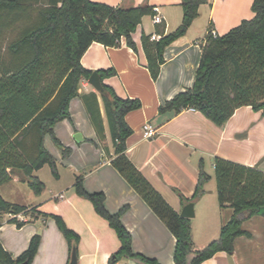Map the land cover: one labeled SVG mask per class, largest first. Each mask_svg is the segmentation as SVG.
I'll list each match as a JSON object with an SVG mask.
<instances>
[{
    "label": "trees",
    "instance_id": "obj_1",
    "mask_svg": "<svg viewBox=\"0 0 264 264\" xmlns=\"http://www.w3.org/2000/svg\"><path fill=\"white\" fill-rule=\"evenodd\" d=\"M0 0V186L14 178L17 170L36 194L44 190V182L35 171L46 164L58 176L56 159L45 145L51 135L69 156L72 148L63 145L55 135V126L71 120V101L80 96L84 80L93 70L82 64V57L93 42L119 46L124 38L137 51L133 34L146 15H154L153 6H113L93 0ZM210 0H181L183 20L173 32H162L159 39L142 34V46L147 67L154 80L165 61L164 52L177 38L188 31L199 15V8ZM255 15L223 35L209 28L207 42L193 85L161 104L159 114L177 115L194 108L215 124L224 125L242 106H252L264 113V0H254ZM104 87L101 93L107 123L114 147V167L143 197L176 237L175 264H202L219 251L233 254L235 240L250 236L243 222L264 212V171L220 156L214 159L219 204L233 212L220 229L218 238L201 249L194 247L191 219L181 216L161 192L136 167L126 154L127 139L133 129L126 116L142 107L140 99L122 98L113 87L104 83L116 74L114 69L98 70ZM88 115L98 138H106L105 120L98 94L82 95ZM109 151V147H107ZM210 175L200 164V174L194 195L184 203L193 202L205 192ZM76 193L92 202L97 213L116 231L121 247L109 260L116 264L123 258L139 264H161L156 258L136 253L132 233L121 216L128 208L110 212L104 192L86 190L83 177L77 176ZM27 206L9 202L0 193V214H19ZM66 237L70 252L80 235L70 228L62 216L51 214ZM14 220V219H13ZM19 226L22 222L17 223ZM41 243L36 233L28 248L16 259L0 244V264H31Z\"/></svg>",
    "mask_w": 264,
    "mask_h": 264
},
{
    "label": "crops",
    "instance_id": "obj_2",
    "mask_svg": "<svg viewBox=\"0 0 264 264\" xmlns=\"http://www.w3.org/2000/svg\"><path fill=\"white\" fill-rule=\"evenodd\" d=\"M93 1L113 6L151 5L160 8L164 19L161 23H154L153 15H146L133 34L137 51L126 40H122L119 46L93 42L81 61L84 67L93 71L116 70V74L106 77L104 83L113 87L122 98L141 100L142 107L126 116L133 129L127 139L126 154L180 214L188 204L181 200L180 193L186 198L194 195L200 164H203L210 181L195 202L196 205L197 201L201 202L206 212L203 211L202 222L195 223L196 210L195 216L190 218L194 247L201 249L220 234L222 224L233 212L229 206L222 208L217 201V184L215 190L209 188L212 180L216 182V179L215 172L212 174L207 165L210 164L214 171V159L220 156L244 165L258 166L264 171V113L250 105L242 106L224 125L219 126L194 108L172 116L160 115L159 107L193 85L209 28H213L215 34L223 35L243 19L253 18L254 0H210L202 4L198 17L186 34L166 47L165 61L157 80L152 78L147 67L142 34L161 36L162 32L167 34L176 30L183 20L181 0ZM146 17L150 20L147 21ZM82 85L86 89H80V96L71 101V120L65 119L55 126L56 136L73 149L67 158L59 152L53 153L69 174L68 183H52L41 194H36L16 170L14 178L0 186V193L9 202L27 206V210L19 214H0V244L16 259L28 248L31 238L39 233L40 247L31 264H69V243L56 220L49 216L58 214L80 235L78 264H109L121 242L92 202L76 193V178L82 176L87 191L105 193V205L110 212L117 213L128 205L121 219L132 233L134 252L156 258L161 264H175L176 237L112 164L115 153L101 93L89 80H84ZM92 91L98 94L105 120L104 140L98 138L82 100L83 94ZM146 123L157 129L155 137H144ZM78 132L82 139H76ZM62 177L60 172V179ZM220 210L224 212V220L218 218ZM18 222L22 225L19 226ZM242 226L250 236L236 238L233 254L219 251L202 264H264V212L244 221ZM116 264L139 263L123 258Z\"/></svg>",
    "mask_w": 264,
    "mask_h": 264
},
{
    "label": "rangeland",
    "instance_id": "obj_3",
    "mask_svg": "<svg viewBox=\"0 0 264 264\" xmlns=\"http://www.w3.org/2000/svg\"><path fill=\"white\" fill-rule=\"evenodd\" d=\"M44 2H46V0H42L40 3L42 4V3H44ZM146 20L148 21V20H150V18H148V17H146ZM83 88V90H85L86 88L82 85L81 86V89ZM95 89V88H94ZM82 90V91H83ZM55 135H56V133H55ZM48 137H47V143H46V147H47V149L50 151V153L53 155V153L55 154V153H61V155L63 156V157H65L64 155H63V151H62V149L54 142V140H53V138L51 137V135H47ZM89 142V141H88ZM87 143V142H86ZM90 144V143H89ZM89 144H87V145H89ZM64 145V144H63ZM66 146V145H65ZM72 151H73V149H72ZM71 154H72V152H71ZM70 154V155H71ZM69 155V156H70ZM54 156V155H53ZM69 156H66L65 158H67V157H69ZM55 157V156H54ZM55 159H56V166H57V171H58V176H56L55 174H54V172H53V170H52V167L49 165V164H46L45 166H43L41 169H39V170H37V172L35 173V175H38L39 176V178L44 182V189H46V188H49L51 185H52V183H56L57 185H61V184H65V183H68V181H69V178H70V176H69V174H68V172L67 171H65L64 170V168H63V165L61 164V163H59L58 162V160H57V158L55 157ZM207 168H208V170H210V172L212 173V174H214V172H215V170L213 171L212 170V168L210 167V164H208L207 165ZM60 172H61V175L63 176L61 179H60ZM60 179V180H59ZM210 181V180H209ZM207 183V182H206ZM209 185V184H208ZM208 185H207V187H208ZM212 188L213 187V189L215 190L216 189V182H215V180L213 179L212 180V182H211V186H209V188ZM217 197V201H219L218 200V196H216ZM193 203H194V205H195V210H196V217H195V223H197V222H202V219L204 218L203 217V211L204 212H206L205 210H203V204L201 203V202H199V201H197V205H196V202H195V200L193 201ZM208 206V204H206V207ZM209 212V211H208ZM224 212H221V210L218 212V218L221 220V218H222V220H224V214H223ZM216 216H217V212H216ZM219 235H217V237H218ZM216 237V238H217ZM215 238V239H216Z\"/></svg>",
    "mask_w": 264,
    "mask_h": 264
},
{
    "label": "water",
    "instance_id": "obj_4",
    "mask_svg": "<svg viewBox=\"0 0 264 264\" xmlns=\"http://www.w3.org/2000/svg\"><path fill=\"white\" fill-rule=\"evenodd\" d=\"M89 83L100 93L103 92L104 87L102 85L101 76L97 71H94L89 78ZM76 139H82V134L80 132L76 133ZM181 216L187 218H193L195 216V205L193 202L186 204L181 212ZM79 262V255H78V248L76 244H73L70 261L69 264H78ZM17 264H28L27 262L17 263Z\"/></svg>",
    "mask_w": 264,
    "mask_h": 264
},
{
    "label": "built area",
    "instance_id": "obj_5",
    "mask_svg": "<svg viewBox=\"0 0 264 264\" xmlns=\"http://www.w3.org/2000/svg\"><path fill=\"white\" fill-rule=\"evenodd\" d=\"M155 14L153 15L154 23H161L164 19L160 14V8L158 6L153 7ZM215 34V32H213ZM152 39H159L161 36L157 34H152ZM122 40H125L124 38ZM157 135V129L153 127L150 123L144 125V137L153 138Z\"/></svg>",
    "mask_w": 264,
    "mask_h": 264
}]
</instances>
